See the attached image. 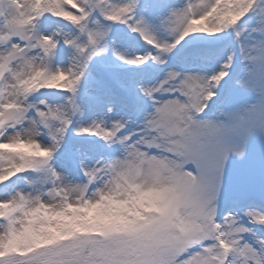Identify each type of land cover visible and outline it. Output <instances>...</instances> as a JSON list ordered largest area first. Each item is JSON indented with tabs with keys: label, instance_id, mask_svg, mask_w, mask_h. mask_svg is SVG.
Here are the masks:
<instances>
[{
	"label": "snow or ice",
	"instance_id": "1",
	"mask_svg": "<svg viewBox=\"0 0 264 264\" xmlns=\"http://www.w3.org/2000/svg\"><path fill=\"white\" fill-rule=\"evenodd\" d=\"M137 6L138 0H126L120 4L111 3V0H26L21 7L32 19L4 23L3 31L6 35L0 43V60L5 62L7 70L3 81H0V87L8 95L0 102V184L21 173L37 174L40 179L26 181L30 184L49 180L55 184L61 179L50 166V160L71 124V115L80 111L75 95L88 62L93 56L106 50L104 41L107 30L98 24L93 28L89 27L92 12L98 11L109 22L127 25L156 50L155 55L134 57L125 63L137 65L150 59L154 63L163 64L164 55L170 53L189 34L213 35L233 28L237 22L231 17L232 12L242 9L244 17L257 8H264V0H242L235 5L207 0L199 11H194L195 5L188 0L182 8H169L158 19L162 29L174 34L175 38L171 43L161 42L149 34L148 22L143 17L136 16ZM47 17L70 22L86 37L83 43L67 38L64 40L65 45L75 52L73 62L67 69L53 70L50 67L59 41L53 35H44L39 31V24ZM72 17L75 19H70ZM258 24L260 27L253 28L252 34L258 35L260 40L242 51V57L250 65L246 72L249 78L255 75L257 65L264 66V16L260 17ZM236 36L239 38L240 33L236 32ZM33 52L36 55H30ZM37 59L39 64L35 63ZM232 60L233 57L229 56L220 70L209 77L182 76L169 72L158 86L142 89L153 101L154 112L145 117L143 130L136 134V140L142 136L146 139L150 137L147 147L163 148L176 158L172 162L180 170L176 173L178 183L190 197L196 199L209 222L208 225L174 237L165 257V264H237L238 259L241 264H264V238H255L252 230L243 226L236 216L227 215L222 223L216 222L215 211L211 207L218 194L220 169L228 154L237 157L244 155L243 148L226 147L225 138L230 134L239 135L247 115L255 106L247 109L245 115L228 116L227 122L198 121L191 116H184L189 107L200 111L201 102L215 94L217 86L229 74ZM16 61L23 62L24 67L20 71L16 70ZM61 81L66 83L60 85ZM247 83V80L242 79L238 81V86L244 87ZM58 85L70 94L67 103L71 115L60 108L45 106L44 110H35V118L27 119V112L33 108L26 103L28 97L41 89H57ZM164 91L175 98L157 100L156 96ZM186 99L194 100L195 103L185 104ZM108 111L112 110L109 108ZM25 123L27 127L11 136H4L7 129H15ZM124 126L120 121L113 122L111 126H105L102 121H94L88 126L77 128L76 134L96 136L106 143L115 141L125 146L131 143L132 137L119 136ZM41 128L49 134L51 144L48 147L36 140ZM252 131L247 129L246 134L250 135ZM172 137L179 139L172 140ZM190 165L195 168V172L187 170ZM82 172L86 176L90 175L84 167ZM43 208L40 197L30 199L23 191L0 200V224L5 226V231L0 233V251L5 253L0 255V264H68L63 248L37 250L31 255L8 250L10 242L19 241L27 231L24 222L35 217L34 214ZM17 212L20 216L15 215ZM244 215L249 223L264 227V213L246 211ZM17 223L22 225L21 229L15 227ZM249 234L254 236L255 244L244 240L245 235Z\"/></svg>",
	"mask_w": 264,
	"mask_h": 264
},
{
	"label": "rangeland",
	"instance_id": "2",
	"mask_svg": "<svg viewBox=\"0 0 264 264\" xmlns=\"http://www.w3.org/2000/svg\"><path fill=\"white\" fill-rule=\"evenodd\" d=\"M125 2L126 0H111V3L114 4ZM187 2L188 0H138L136 16L137 18L143 17L148 22V31L151 36L161 42L171 43L175 38L174 34L162 29L158 18L164 16L169 8H182ZM191 2L195 5L194 11H199L207 3V0H191ZM241 2L242 0H216L217 4L228 5ZM25 3L26 0H0V43L3 42V37L6 35L3 31L5 22L18 23L32 19L21 7ZM242 14V9L232 12L230 15L237 24L220 33L213 35L207 33L189 34L170 53L164 55L165 62L163 64L154 63L149 59L143 63L132 65L125 61L134 57L155 55L156 50L138 33L132 32L127 25L109 22L98 11L92 12L88 22L89 27L93 28L98 24L107 30L104 41L106 50L91 58L85 69V74L78 84L75 99L80 111L71 115V109L67 103L70 94L60 87L66 81H61L57 89H41L32 93L26 102L33 106L27 112V119L35 118V110H44L45 106L60 108L68 111L71 115V124L50 160L53 170L70 182H82L84 179L82 167H90L98 160L117 155L119 145L106 143L96 136L77 135V128L88 126L94 121H102L105 126H111L113 122L120 121L125 126L119 136L128 135L134 141L137 139L136 134L143 130L145 117L154 112L153 101L142 92V89L158 86L169 72H176L182 76L209 77L217 73L227 58L232 56L229 74L215 89L213 99L200 118L209 122H227L228 116L245 115L247 109L255 107L247 115L246 123L242 125L239 135L230 134L225 138L226 147L243 148L244 155L237 158L229 153L220 169L218 194L215 201L216 220L222 223L223 218L231 214L236 216L243 226L251 229L255 238H264V227L249 223L244 215L246 211L264 213V185L262 182L264 181V135H261V129H264V66L257 65L255 75L249 78L246 76V72L250 65L242 57L243 50H247L254 42L260 40L258 35L252 34V29L260 27L258 20L264 16V8H257L244 17ZM212 22L215 23L214 20ZM39 31L44 35H53L59 41L50 61V67L53 70L67 69L73 62L75 52L73 48L65 45L66 38L78 40L81 43L86 40V37L81 35L75 26L61 18L47 17L43 19L39 24ZM236 32L240 33L239 38L236 36ZM57 33L59 35H56ZM30 55H36V53L33 52ZM35 63L39 64V59ZM15 64L17 71L24 67L22 61H16ZM6 70L7 65L3 60H0V81H3ZM242 79L248 81L246 86H237V82ZM232 88L236 90L232 91ZM7 95V91L0 87V102ZM172 98L175 97L167 91L160 92L156 96V99L160 101ZM229 103H234V105H229ZM109 108L112 110L111 112L108 111ZM220 109L223 110V115L217 119L215 113ZM180 126L184 127L183 124ZM23 127H26V123L15 129L9 128L4 136H11ZM247 129L253 130L250 135L246 134ZM155 130L151 129V131ZM171 139L176 140L179 137ZM36 140L44 147L51 144L49 134L43 128L40 129ZM165 151L169 153L167 150ZM151 161L153 168L169 163L168 159L157 158L155 155L151 157ZM187 170L195 172V168L191 165ZM39 179L34 173L17 174L9 181L0 184V200L9 198L17 191H23L30 199H35L39 197L41 188H46L48 185L56 186L57 183L53 184L51 180L36 184L26 182ZM71 187V185L68 187L59 185L55 187V190L61 192L62 196H67ZM15 215L20 216V213L17 212ZM86 216L87 214L77 217V220L85 222ZM40 220L41 217H30L24 223L27 226L26 232L30 230V236L41 242L29 246L27 242L20 239L10 242L8 250L21 255H31L37 250L63 248L67 259L73 251L79 250L78 246L82 242L89 243L96 240L88 237L81 238L79 235L77 237L74 232L60 234L57 231L56 223L50 221L41 223ZM71 221V216H65L60 223L67 224ZM15 227L21 229L22 225L17 223ZM41 230L52 238L43 239L40 235ZM4 231L5 226L0 224V233ZM89 233L92 232L88 231V235H90ZM254 236L252 234L245 235L244 240L255 244ZM99 239H104V236L101 234ZM172 239L163 244L143 249L140 258L144 264H165V257L168 255ZM4 254V251H0V255ZM237 264H241L239 259Z\"/></svg>",
	"mask_w": 264,
	"mask_h": 264
},
{
	"label": "clouds",
	"instance_id": "3",
	"mask_svg": "<svg viewBox=\"0 0 264 264\" xmlns=\"http://www.w3.org/2000/svg\"><path fill=\"white\" fill-rule=\"evenodd\" d=\"M213 97L201 102L200 111L189 107L185 118L191 116L201 120V114ZM184 103L195 101L186 99ZM222 115V109L215 113L217 119ZM261 135H264V129H261ZM149 142L143 136L125 146L109 142L119 145L118 154L85 167L90 175L83 174L82 182L73 183L59 175L61 179L56 186H72L67 196L51 191L56 186L48 185L39 190L44 208L34 216L41 217V223H56L60 234L93 231L104 236V239L82 242L79 250L67 258L68 264H144L140 258L143 249L209 224L196 199L178 183L176 173L180 170L172 162L176 158L163 148L147 147ZM154 155L168 159L169 163L153 168L151 157ZM211 207L216 220V206ZM86 214L85 222L77 220ZM65 216H71L72 221L60 223ZM40 235L43 239L52 238L43 230ZM21 239L29 246L41 242L30 236V230Z\"/></svg>",
	"mask_w": 264,
	"mask_h": 264
}]
</instances>
